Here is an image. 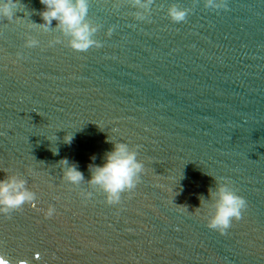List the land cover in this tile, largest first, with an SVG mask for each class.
Masks as SVG:
<instances>
[{
  "label": "water",
  "instance_id": "1",
  "mask_svg": "<svg viewBox=\"0 0 264 264\" xmlns=\"http://www.w3.org/2000/svg\"><path fill=\"white\" fill-rule=\"evenodd\" d=\"M207 2L88 0L100 47L85 51L43 26L41 0L0 20V179L36 195L0 213L5 264H264V0ZM117 143L145 171L109 205L89 166ZM224 184L246 207L220 234L207 220Z\"/></svg>",
  "mask_w": 264,
  "mask_h": 264
},
{
  "label": "clouds",
  "instance_id": "2",
  "mask_svg": "<svg viewBox=\"0 0 264 264\" xmlns=\"http://www.w3.org/2000/svg\"><path fill=\"white\" fill-rule=\"evenodd\" d=\"M44 11L41 17L44 27L49 25L53 19L59 22V26L66 34L72 36L71 46L78 51H85L92 45L100 47L98 42L91 39L92 33L96 31L85 21L88 10V0H41ZM151 0L141 3L135 0L136 6L148 9ZM206 8L227 9V0H208ZM18 8L17 0H0V20L11 21ZM168 15L175 22L186 19L187 10L172 5L168 10ZM138 18H143L139 17ZM111 32V29L109 30ZM38 42L28 38L26 44L33 47ZM72 134H66L64 141L71 143ZM55 151V150H53ZM137 153L130 151L124 143H117L114 149L106 154L105 162L102 165H90L92 171L90 185L98 186L106 193V203L109 205L119 204L122 192H131L140 182L141 175L145 171L144 164L137 160ZM94 159V157H93ZM64 171V178L76 185L84 180L82 172L75 164H69L67 158L60 161ZM85 198L91 197L92 192H82ZM219 199L215 204V212L208 218L207 226L217 230L220 234H225L231 226L232 220H239L243 209L246 207L245 199L236 192L230 190L226 184L218 188ZM36 200L35 193L25 187V181L10 177L0 179V213H8L21 207L25 203H33ZM55 208L49 205L45 212V217H51Z\"/></svg>",
  "mask_w": 264,
  "mask_h": 264
},
{
  "label": "snow or ice",
  "instance_id": "3",
  "mask_svg": "<svg viewBox=\"0 0 264 264\" xmlns=\"http://www.w3.org/2000/svg\"><path fill=\"white\" fill-rule=\"evenodd\" d=\"M33 207H35V205H33ZM0 264H5V262L3 260H0Z\"/></svg>",
  "mask_w": 264,
  "mask_h": 264
}]
</instances>
